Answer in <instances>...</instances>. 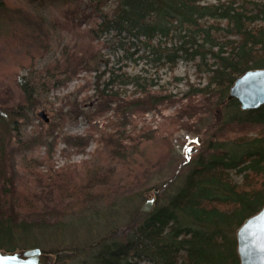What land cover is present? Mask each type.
I'll use <instances>...</instances> for the list:
<instances>
[{"label": "trees", "instance_id": "1", "mask_svg": "<svg viewBox=\"0 0 264 264\" xmlns=\"http://www.w3.org/2000/svg\"><path fill=\"white\" fill-rule=\"evenodd\" d=\"M101 3L63 0L61 20L56 21L61 29L85 35L89 42L65 46L60 57L39 71L33 72L32 55L27 75L17 68L0 75V250H22L18 243L24 240L38 247L37 236L68 224L62 215L90 207L86 197L114 192L116 179L99 172L91 160L72 168L49 165L44 175L34 172L44 177L43 187H18L15 176L4 170L8 138L1 131L13 114L16 121L25 109L35 107V88L46 84L43 78H54L58 73L70 77L95 68L92 65L99 51L92 41L98 42L100 34L111 32L113 37L123 35L151 47L165 65L174 66L183 59L201 67L207 80L201 87L190 85L176 100L180 102L176 117L200 119L208 109L215 117L213 130L205 141L196 142L198 153L191 160L185 159L188 169L177 177L165 201L160 204L157 197L154 210L140 214L123 235L113 238L107 232L100 236L99 251L94 253L91 248L92 253L81 263L138 264L147 260L153 264H239L236 229L264 204V104L243 110L236 99H228V93L239 75L264 70V1L117 0L111 15L99 10ZM92 16L97 19L94 25L77 33L80 24ZM12 18L27 24L29 37L43 54L48 40L43 22L0 0V25ZM116 84L133 85L138 95L121 98L113 89ZM97 96L110 98L116 111L122 108L129 115L143 114L149 106L171 97L152 90L137 76L111 70ZM105 134L101 141L110 154L126 167L127 176L134 174L136 178L135 172L149 164L136 158L138 142L121 131ZM143 137L148 141L155 138L148 133ZM71 140L77 147L88 144L85 136H71ZM171 140L159 135L154 144L156 149L161 147L160 154L171 152ZM232 172L240 179L236 180ZM62 249L52 251L57 261L76 252L70 249L63 254Z\"/></svg>", "mask_w": 264, "mask_h": 264}, {"label": "rangeland", "instance_id": "2", "mask_svg": "<svg viewBox=\"0 0 264 264\" xmlns=\"http://www.w3.org/2000/svg\"><path fill=\"white\" fill-rule=\"evenodd\" d=\"M4 1L9 7L20 8L29 17L41 20L48 40L42 54L36 41L29 37L30 30L22 20L12 18L0 25V75L15 68L27 75L32 55L33 72L39 71L60 57L65 46L71 47L74 42L80 43L82 40L86 43L90 41L85 35L73 34L56 24L61 20L63 0ZM205 1L213 3L217 0ZM116 5L117 0H102L99 10L111 15ZM96 20V16L86 19L76 32L82 34ZM97 41H92L99 51L92 65L95 68L82 70L70 77L58 73L54 78H43L46 84H39L35 88L38 100L35 107L25 109L23 115L16 116V121L13 114L6 126L1 128L8 138L4 170L11 173L13 178L15 176L18 187L38 190L44 185V177L39 178L34 172L44 175L49 165L54 169L72 168L90 160L95 161L99 172L110 174L118 182L112 193L102 192L86 197L89 208L62 215V221L67 225H60L58 229L49 228L43 235L37 236V248L47 252L44 253L50 264H82V258L91 254L92 249L94 253L99 251L101 241L96 246L91 244L100 236L110 232L113 238H117L126 232L132 221H137L140 216L137 209L146 196L155 195L159 197L160 204L163 203L177 177L188 169L184 164L185 159L191 160L198 153L200 146L196 142L205 141L213 130L211 124L215 116L211 109L202 113L200 119L176 117L180 107V102L176 100L190 85L201 87L205 84L207 78L201 67L183 59H178L174 66L165 65L157 60V53L151 47L123 35L113 37L111 32L100 34ZM110 70L117 74L137 76L144 84L151 85L152 90L170 95V100L155 107L149 106L143 114L129 115L122 108L116 111L115 103L110 98L97 96ZM53 79L58 81L54 82ZM95 87H98V91ZM113 89L118 90L121 98L130 99L138 95L136 87L130 84H116ZM41 110L49 118L48 122L38 116ZM116 130L138 142L136 158L139 161H149L142 171L138 169L135 172L136 178L134 174L127 176L126 167L110 154L106 144L101 141L105 133L117 134ZM147 133L154 134L155 138L148 141L147 137H143ZM75 135L87 137V146H75L71 140V136ZM159 135L172 139L171 152L160 154L161 147L156 149L154 142L158 141ZM231 174L236 180L240 179L234 172ZM52 215L57 217L55 213ZM32 242L21 241L18 247L33 248L35 245ZM61 248L63 254L75 249L76 255L68 254V257L63 256L57 261V255L52 251ZM77 251H80L79 255ZM138 264L153 263L140 260Z\"/></svg>", "mask_w": 264, "mask_h": 264}, {"label": "water", "instance_id": "3", "mask_svg": "<svg viewBox=\"0 0 264 264\" xmlns=\"http://www.w3.org/2000/svg\"><path fill=\"white\" fill-rule=\"evenodd\" d=\"M233 98L243 110L256 109L264 104V70L239 75L229 89L228 99ZM37 114L44 122L49 121L43 110ZM155 205L156 196H146L137 213L150 214ZM235 235L239 264H264V204L256 213L244 219ZM100 241L102 238L91 246H96ZM0 264H50V260L40 248L33 247L12 252L0 250Z\"/></svg>", "mask_w": 264, "mask_h": 264}]
</instances>
